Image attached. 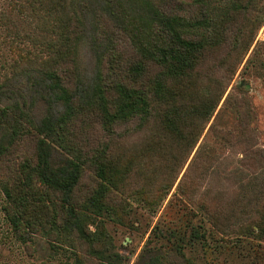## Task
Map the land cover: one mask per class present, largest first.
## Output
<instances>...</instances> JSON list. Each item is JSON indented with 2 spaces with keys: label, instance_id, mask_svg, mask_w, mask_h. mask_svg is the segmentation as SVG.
I'll return each mask as SVG.
<instances>
[{
  "label": "trees",
  "instance_id": "1",
  "mask_svg": "<svg viewBox=\"0 0 264 264\" xmlns=\"http://www.w3.org/2000/svg\"><path fill=\"white\" fill-rule=\"evenodd\" d=\"M10 1L17 5L15 17L21 25L28 18L35 19V34H28L27 38L38 49L33 53L35 58L26 56V31L21 34L15 25L12 9L0 10V27L16 28L14 38L9 41L16 56L0 61V161L28 134L37 139L32 158H25L1 184L2 210L20 242L26 245V233H37L50 244L46 249L51 254L59 256L69 251L70 264H129L108 240L103 221L98 223L97 219L103 213L117 214L108 197L112 203L115 199L111 192L127 189L136 160L107 150L89 153L77 144L71 124L79 113L77 107L80 106V111L84 109L81 101L89 108L98 107L110 138L120 135L117 127L121 125L136 122L137 131L152 125L150 138L160 156L168 150L169 158L163 159L170 170L180 162L177 158L181 153L187 154L182 163L185 164L195 151L191 164L204 156L208 164L205 174L213 173L217 182H226L228 188H233L218 189L211 197L215 205L205 202L210 198L211 191L207 190L197 208H189L183 227L164 229L180 233L175 240L177 248L183 243L216 241L219 239L216 232L236 234V239H241L263 230L264 177H254L250 168L238 165L215 167L220 160L217 145H252L254 108L246 99L229 104V95L217 110L225 93L223 80L204 74L203 67L211 55L228 44L238 17H245V26L253 25L252 33L259 28L264 22V0H191L188 12L174 11L168 0H118L121 16L117 20L127 27L136 46L137 59L131 67L134 78L103 86L98 74L91 94L85 95L86 98L81 95L78 105L75 92L65 84L66 63L72 54L78 53L83 35L79 31L84 29V16L78 7L86 6V2ZM245 33V27L240 29L241 36ZM253 39V34L248 39L236 37L232 41L233 50L244 55ZM39 96L46 111L38 117L34 107ZM57 105L64 109L55 113ZM236 120L241 123L237 132L232 122ZM130 132L127 128L121 135ZM211 132L216 137L213 145L206 140ZM204 133L205 139L201 141ZM149 145L144 141L139 155L138 175L143 180H147L149 169L140 165L147 158ZM87 166L93 167L99 186L81 199L78 189ZM177 177L178 174L175 180ZM189 198L194 201L192 195ZM150 243L149 239L148 246ZM148 246L145 250L150 252ZM144 251L133 264H176L159 248L152 251L149 259H145Z\"/></svg>",
  "mask_w": 264,
  "mask_h": 264
},
{
  "label": "rangeland",
  "instance_id": "2",
  "mask_svg": "<svg viewBox=\"0 0 264 264\" xmlns=\"http://www.w3.org/2000/svg\"><path fill=\"white\" fill-rule=\"evenodd\" d=\"M81 1L86 2V6H81L82 9L78 7L84 16V29L81 28L79 31L82 30L83 35L78 53L72 54L69 62L66 63L68 67H66L65 77V84L75 92L76 105L80 103L81 95L86 98L85 95L91 94L94 79L98 74H101L103 86L104 84L111 86L117 81L132 80L134 74L131 72V67L137 59L136 46L130 32L123 22L117 20V16H121L118 0ZM18 2L21 1L16 3ZM168 2L171 3L170 6L174 11L191 10V0H168ZM262 5L263 3L259 4V6ZM16 8L15 2L0 0V10L12 9L15 25L19 26L21 34L25 31L27 33L24 47L26 56L35 58L33 53L38 49H35L33 41L27 36L35 34L36 21L28 18L26 24L21 25L16 19L18 17H15ZM253 14L258 12L253 11ZM236 20V26H234L236 28L230 32L228 44H224L220 51L208 58L203 67L206 73H203L223 80L225 93L217 110L229 95H231L229 104L239 102L241 99H246L252 104L255 115L251 127H254V132L251 134L252 145L248 147L240 144H236L235 147L224 146L223 143L217 145L216 152L220 160L215 163V167L221 169L226 164L238 165L250 168L252 176L260 178V176L264 177V22L252 33L250 28L253 25L245 26L244 16ZM251 20H254L253 16ZM15 25L11 26L10 30L5 26L0 27V61L7 56H16L9 46L11 37L14 38ZM244 27L246 33L241 36L240 29L243 30ZM251 34L254 36L253 44L244 55L242 52L233 50L232 41L236 37L243 39L245 36V39H248ZM77 36L76 33L75 37ZM28 50L31 52L27 54ZM253 55H255L253 61L249 62ZM248 63H250L249 66ZM26 84H29L27 80ZM34 87L36 88V85ZM35 103L34 113L39 117L46 111L41 96L35 100ZM84 104L81 101L84 109L80 111V106L77 107L79 113L71 124L77 144H81L89 153L107 150L116 155L124 153L136 160L135 170L127 189L122 192H111V196L115 199V201L112 199L113 204L108 197L109 204L114 210L117 209V214L112 213L108 216L107 213H103L97 219L98 223L103 221L108 240L126 257L129 264H133L145 250L149 239L151 243L148 248L151 251H144L145 259H149L152 251L159 248L176 264H264V237L258 235H264V227L252 236H241V239H236V234L224 235L216 232V236L219 237L216 241L202 240L193 245L183 243L180 248H177L175 240L180 238V233L178 231L171 233L164 229L170 226L183 227L189 208L193 206L196 209L207 190L211 192H209L210 198L205 202L215 205L216 202L211 197L217 194L218 189L224 187L233 190V188H228L226 182H217L213 173L210 176L205 174L204 168L208 164L204 156L191 164L195 151L188 157L185 164L182 163L187 154L181 153L177 158L180 162L177 163L176 168L173 165L174 169L170 170L168 162L163 159L165 156L169 158L168 150H164L163 156H160L155 150L154 140L150 138L153 135L152 125L144 131L136 130V122L121 125L117 127L120 135L110 138L109 131L102 123L98 107L89 108ZM63 109L62 105H57L55 113ZM232 122L238 128L236 132L241 129V123L239 124L237 120ZM127 128L131 129L130 134L121 135ZM207 132L208 129H206ZM206 133L201 137V141L205 139ZM146 140L150 145L147 149V158L140 166L145 164L149 174L146 177L147 180H143L138 175V166L140 150ZM206 140L213 145L216 137L211 132ZM36 141L32 134H28L26 139L17 143L0 161V264H70L72 262L69 251L62 252L59 256L51 254L52 251L46 249L50 247V244L41 234L26 233V245L20 242L2 210L4 204V196L1 192L2 181L8 178L12 170L17 169L25 158H32ZM177 174L178 177L175 180ZM98 182L93 167L87 166L78 189L79 197L82 199L89 196L94 189L98 188ZM189 195L193 196L194 201L190 200ZM201 216L206 219V215L201 214ZM198 221L199 216H196L195 222ZM157 225L159 227L156 229ZM254 226L257 229V225ZM91 228L94 229V226L91 225Z\"/></svg>",
  "mask_w": 264,
  "mask_h": 264
}]
</instances>
